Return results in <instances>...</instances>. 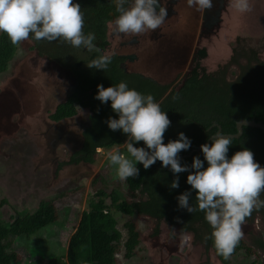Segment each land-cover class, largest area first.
Listing matches in <instances>:
<instances>
[{
    "label": "rangeland",
    "instance_id": "obj_1",
    "mask_svg": "<svg viewBox=\"0 0 264 264\" xmlns=\"http://www.w3.org/2000/svg\"><path fill=\"white\" fill-rule=\"evenodd\" d=\"M218 2L216 20L206 24V11L189 7L186 0H161L168 16L158 29L138 34L142 42L136 47L117 45L131 35L112 36L111 19L104 52L111 53L115 47L119 53L135 51L137 58L127 66L162 83H175L193 65V58H199L201 48L206 53L199 61L208 70L227 63L240 48L253 47L264 59V0H250L251 10L246 13L231 8L228 0H213L207 13L217 10ZM31 46L29 40L17 45L7 69L0 72V218L10 220L16 210L31 213L40 201L51 200L58 219L33 235L15 236L12 249L16 259L11 264H37L64 256L81 211L88 210L98 189L116 190L127 200L138 198V191L129 190L127 180L118 179L115 166L106 158L108 151L116 149L127 156L122 145L96 148L92 162L59 166L79 148L90 110L79 108L75 115L58 121L50 118L68 96V78L63 69ZM18 47L22 51H17ZM238 71V65L229 64L227 79H233ZM113 214L118 218L117 212ZM135 219L141 248L129 259L118 253L121 264H220L211 248L192 241L191 232L160 222L159 233L153 236L151 218L136 215ZM124 220L119 217L116 225L122 240L126 237ZM263 229L259 219L244 222L241 239L251 245ZM232 261L262 264L264 251L258 250L256 255L239 251Z\"/></svg>",
    "mask_w": 264,
    "mask_h": 264
},
{
    "label": "trees",
    "instance_id": "obj_2",
    "mask_svg": "<svg viewBox=\"0 0 264 264\" xmlns=\"http://www.w3.org/2000/svg\"><path fill=\"white\" fill-rule=\"evenodd\" d=\"M74 2L80 4L84 14L83 32L95 33L99 47H103L107 42V23L118 15L115 3L113 0ZM214 21L212 19L210 23ZM28 40L39 55L61 67L72 68L78 75L74 93L56 106L50 118L58 121L75 115L79 108L87 107L90 110L79 148L73 151L67 161H61L59 166L92 162L98 147L117 144L122 145L126 152V135L120 130H110L106 124L110 116L116 117L110 108V102L101 103L94 98L98 84L108 87L126 81L130 88L143 94L150 93L171 121L164 133L163 142L176 139L179 132H184L191 139L190 148L179 153L182 164L190 165L193 156H199L203 160L200 145L211 143L209 137L217 132L218 127L223 133H235L238 119H253L264 123V59L258 56L259 51L253 47L248 50L234 49L235 52L227 63L219 64L212 70L200 64L199 58L206 53L201 48L198 50L199 58H193V65L175 83L174 80L162 83L150 81L135 72H124L116 62L119 59L115 55H112V61L106 70H98L86 66V50L74 48L59 40ZM16 47L5 33H0V72L7 69ZM240 59L243 61H239ZM229 64L239 66L237 75L231 80L227 79ZM142 145L141 141L134 146ZM243 148L251 150L254 160L264 166V132L260 128L243 125L240 136L233 137L229 145L228 156L231 157L234 152ZM137 167L139 174L126 180L129 190L138 191V198L127 200L116 190L98 189L88 210L81 211L68 238L64 256H53L37 264H121L118 253L122 252V257L129 259L141 248L136 215L147 216L154 221L151 232L153 236L158 235L160 222L167 223L171 228L177 227L182 232H191L192 241L203 243L206 249L211 248L220 264H236L232 257L239 251L246 255H256L258 250L264 251L263 229L251 245L240 239L228 259L218 255L212 240L207 238L212 229L204 219V212L189 213L178 206L177 196L191 187L186 183L188 172L176 174L179 176V187L171 188L170 183L175 176L169 168L161 167L159 160L148 169H144L139 162ZM260 198L264 199V192L260 194ZM2 202L3 200L0 205ZM190 203L196 204L194 191L190 196ZM114 212L118 213V218L125 217L122 224L126 232L124 240L116 226L118 218L114 216ZM57 219L56 206L51 200L40 201L31 213L16 210L10 220L3 221L0 218V264H11L16 259L15 250L12 249L15 236L33 235ZM258 219L264 224V207L254 210L245 222L252 223Z\"/></svg>",
    "mask_w": 264,
    "mask_h": 264
},
{
    "label": "clouds",
    "instance_id": "obj_3",
    "mask_svg": "<svg viewBox=\"0 0 264 264\" xmlns=\"http://www.w3.org/2000/svg\"><path fill=\"white\" fill-rule=\"evenodd\" d=\"M113 2L118 12L111 21L114 35L136 36L154 31L168 16L161 0ZM186 3L197 11L213 6V0H186ZM228 3L239 13L251 10L250 0H228ZM84 23L80 4L74 0H0V33H5L13 45L28 39L37 42L59 40L74 48L96 53L86 66L106 70L112 55L101 53L94 43L95 33L83 32ZM17 51L22 49L18 47ZM150 81L158 82L155 79ZM97 89L94 98L101 103L110 102V108L116 114V117L110 116L106 120L108 128L126 135L127 156L119 149L106 153L108 162L115 166L118 179L123 181L136 177L139 174L138 162L148 169L157 160L161 167L169 168L174 174L171 188L179 187L176 174L188 172L186 183L191 187L177 196L178 206L189 213L204 212V219L212 229L207 238L212 240L217 254L228 259L243 236L242 225L246 218L254 210L264 207V199L260 198L264 192V166L254 160L253 152L247 148L229 157L233 137L222 130L209 137L211 143L200 145L203 160L193 156L190 165L182 164L179 153L190 148L191 139L184 132H179L176 139L163 142L171 121L150 93L143 94L130 88L126 81L108 87L98 84ZM141 141L142 146H134ZM193 191L195 205L190 203Z\"/></svg>",
    "mask_w": 264,
    "mask_h": 264
},
{
    "label": "flooded vegetation",
    "instance_id": "obj_4",
    "mask_svg": "<svg viewBox=\"0 0 264 264\" xmlns=\"http://www.w3.org/2000/svg\"><path fill=\"white\" fill-rule=\"evenodd\" d=\"M219 1V0H218ZM161 5H162V3H161ZM163 6V5H162ZM219 9H220V3L218 2V7H217V10H215V11H213V13H211V14H209V13H207V11L209 10V9H206V10H204V11H206V12H204L205 14H204V20H205V23L207 24V23H209V21H211L212 19H214V20H216V18H217V16H218V13H219ZM169 13V12H168ZM115 17V16H114ZM113 17V18H114ZM112 18V19H113ZM112 34V36L114 35L113 34V32L111 33ZM122 35V34H121ZM106 36H107V34H106ZM106 39H107V37H106ZM107 42H106V44L103 46V47H99L100 45V43L98 42V41H96V42H94V43H96L97 44V46L99 47V49L101 50V53L102 54H111V55H115V56H117V58L119 59V60H116V62L118 63V65H119V67H121L123 70H124V72H127V73H130V72H135V73H137V74H139V75H141V74H143V75H146L145 73H142V72H140L139 70H135V69H130L128 66H127V62H129V61H135V59L137 58V53L135 52V51H129V52H125V53H119V52H116L115 50H116V47H115V49H114V51L113 52H111V53H105L104 51H105V49H107V45H108V40H106ZM142 42V41H141ZM140 39H139V35H136V36H130V37H128L127 39H123V40H121V41H119L118 42V46L119 47H123V46H132V45H134V47H136V46H138L140 43ZM118 49V48H117ZM112 50V49H111ZM96 55V53H89L88 52V54H87V62L89 61V59H91V58H94V56ZM151 56V55H150ZM81 63V61L79 62V64ZM59 66V65H58ZM61 69H63L64 70V72L66 73V75H67V78H68V84H69V86H68V88L66 89L67 90V92H68V96L67 97H69V95L71 96V93H70V91H71V77H70V74H69V72H68V70H67V68H64V67H61V66H59ZM77 75V74H76ZM146 76H150V75H146ZM77 77H78V75L76 76V79H77ZM143 78H145V77H143ZM74 93V92H73ZM66 97V98H67ZM86 125V124H85ZM84 125V126H85Z\"/></svg>",
    "mask_w": 264,
    "mask_h": 264
},
{
    "label": "water",
    "instance_id": "obj_5",
    "mask_svg": "<svg viewBox=\"0 0 264 264\" xmlns=\"http://www.w3.org/2000/svg\"><path fill=\"white\" fill-rule=\"evenodd\" d=\"M77 64H79V62ZM67 70H68V72L70 74V77H71V91H70V93H72L74 91V88H75L76 84H77V81H76V76L77 75H76V73L74 72V70L72 68H67ZM141 76L145 77V78H148L150 80H153L149 76H146V75H143V74H141ZM243 125H247V126H251V127H257V128H260L264 132V123L262 121H255L253 119L241 118V119H238L236 121V124H235L236 132L235 133H224V134L231 135L232 137H239L240 134L242 133V126ZM219 130H220V127H218L217 131H219ZM184 155H182V156H184Z\"/></svg>",
    "mask_w": 264,
    "mask_h": 264
}]
</instances>
